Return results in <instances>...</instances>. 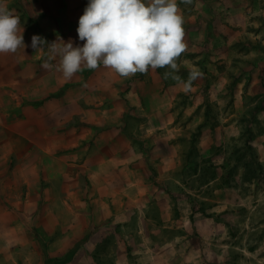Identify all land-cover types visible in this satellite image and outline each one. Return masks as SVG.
<instances>
[{
	"label": "rangeland",
	"instance_id": "374dc122",
	"mask_svg": "<svg viewBox=\"0 0 264 264\" xmlns=\"http://www.w3.org/2000/svg\"><path fill=\"white\" fill-rule=\"evenodd\" d=\"M87 2L0 0L26 45L0 53V264H47L45 243L56 257L71 212L94 206L80 165L107 144L130 152L134 179L166 191L172 177L175 198L216 219L204 264H264V0H176L185 49L173 65L127 77L45 70L47 49L31 48L32 36L82 44ZM48 209L60 219L53 234Z\"/></svg>",
	"mask_w": 264,
	"mask_h": 264
},
{
	"label": "crops",
	"instance_id": "0c3cea01",
	"mask_svg": "<svg viewBox=\"0 0 264 264\" xmlns=\"http://www.w3.org/2000/svg\"><path fill=\"white\" fill-rule=\"evenodd\" d=\"M123 149L116 152L107 144L105 151L96 153V163L80 165L89 171L94 206L91 210L86 200H80L82 211L71 212L73 224L67 236H62L65 229L61 234V250L54 259L45 243L42 254L47 264H204L203 241L219 240L216 219L195 211L196 203L175 198L172 177L162 184L166 191L153 189L145 179H134L135 165L130 163V152ZM118 157L125 160L118 163ZM44 215L43 231L53 234L60 219L49 209ZM8 225L12 231V222ZM26 264L40 263L29 260Z\"/></svg>",
	"mask_w": 264,
	"mask_h": 264
},
{
	"label": "clouds",
	"instance_id": "9594fccd",
	"mask_svg": "<svg viewBox=\"0 0 264 264\" xmlns=\"http://www.w3.org/2000/svg\"><path fill=\"white\" fill-rule=\"evenodd\" d=\"M183 23L176 0H88L76 30L82 44L33 35L30 46L47 49L41 67H55L66 79L99 66L127 77L173 65L185 49ZM20 25L14 10L0 3V53L25 49Z\"/></svg>",
	"mask_w": 264,
	"mask_h": 264
}]
</instances>
